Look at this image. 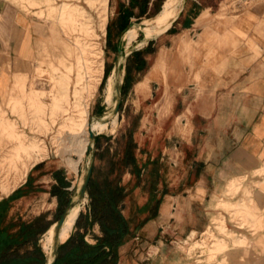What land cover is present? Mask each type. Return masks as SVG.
Returning <instances> with one entry per match:
<instances>
[{"label": "crops", "instance_id": "0c3cea01", "mask_svg": "<svg viewBox=\"0 0 264 264\" xmlns=\"http://www.w3.org/2000/svg\"><path fill=\"white\" fill-rule=\"evenodd\" d=\"M167 1L164 0L161 10L149 19L154 23H145L141 28L143 38L137 43L144 46L125 54L121 80L124 94L131 90L137 93L148 80L163 82L162 67L166 65L169 87L176 93L191 86L200 88L194 105H187L184 97L177 100L175 95L169 113L159 119L157 126H152L153 138L160 139L162 134L167 138L161 151L167 150L169 154L177 149V143L181 144V159L186 158L189 164L186 175L170 178L174 191L156 198V190L150 194L155 204L154 214L140 230L142 239L156 235L155 243L142 240L140 246L147 249V255L136 256L139 206H127L130 195L120 178L118 185L123 188V197L117 212L124 219L123 228L119 223L121 235L114 249L111 241L101 245L105 235L101 224L92 220L88 185L85 193L88 205L85 211L79 212L80 205H72L65 173L44 159L30 167L18 187L0 198V264H49L51 261V264H138V259L139 264H177L175 251L169 244L206 232L211 217L218 214L222 216L214 217L215 221L222 222L227 232L243 235L239 241L255 249L249 253L245 264H264V0H231L233 14L225 16L219 15L224 0L215 2V10L210 4L203 6L197 0L186 1L177 20L164 30L178 14L177 11L159 22L162 16L173 12V6L165 10ZM179 2L181 4L182 0ZM121 8L119 14L125 11ZM121 18L116 20L119 25ZM34 23L14 2L0 0V72L6 73L7 66H14L15 58L18 59L16 68L26 71V64L37 51ZM50 32L58 42L59 33L54 26ZM136 36L135 26L124 33L128 45ZM61 46L63 54L59 61L64 57L66 42L62 40ZM74 66H67V71ZM116 66L115 62L114 68ZM196 74L200 78L198 84L194 80ZM137 95L139 101V93ZM180 105L182 108L174 114ZM190 110L195 116L191 114V128L185 136L180 131L184 128L175 123L164 130L165 122L172 115L175 122L183 115L188 119ZM148 115L146 112L138 114L140 128L148 126L144 122L149 119ZM100 125L97 130L107 128ZM147 128L151 130L150 126ZM98 139L95 135V150ZM115 160L112 157L108 166ZM93 178L95 184L101 185L114 177L105 176L101 182ZM233 184L234 192L239 191L237 196H224ZM248 192L252 200L246 198ZM37 203L41 209L29 215ZM224 203L245 205L248 212L239 217H245L255 228L245 227L242 218L237 219V225L232 222L227 211L216 208ZM44 204L47 206L43 207ZM65 211L68 213L53 255L55 226ZM229 213L235 215L236 212ZM165 231L168 238L160 235ZM44 233L50 254L40 244ZM230 244L233 242L229 240L227 246ZM232 253V262L236 264L234 253L240 251Z\"/></svg>", "mask_w": 264, "mask_h": 264}, {"label": "rangeland", "instance_id": "374dc122", "mask_svg": "<svg viewBox=\"0 0 264 264\" xmlns=\"http://www.w3.org/2000/svg\"><path fill=\"white\" fill-rule=\"evenodd\" d=\"M11 1L35 22L38 42L36 55L26 64V71L16 68L18 59L15 58L14 66H7L6 73L0 72V198L20 185L34 163L47 159L52 166L59 167L65 173L69 180L68 192L72 205L78 203L79 212H83L87 208L88 197L85 195L79 200L78 195L89 165L93 163L94 177L101 182V179L108 176L110 159H117L122 155L128 136H131L135 145L134 161L122 172L120 178L130 195L127 206H139V251L136 256L147 255V249L140 246L142 240L153 244L157 239L155 233L154 236L150 234V237L142 239L140 230L154 214L155 204L150 194L156 190V198L159 194L162 196L165 192L174 191L170 178L186 175L189 165L186 158L181 159V144L177 143V149L169 154L167 150L161 151L167 138L164 134L160 139L153 138L152 126H157V122L169 113L175 95L177 100L184 97L187 105H194L195 99L200 95L198 85L196 89L191 86L179 93L169 87L166 65L162 67L164 81L154 83L148 80L147 85L137 91L139 101L135 91L123 93L121 80L126 63L125 54L131 49L144 46L137 43L143 38L141 28L145 23H154L149 19L161 10L164 0L154 15L153 3L141 10L132 0ZM186 1L191 0H182L181 4L176 0L172 15ZM197 1L203 6L210 4L215 10V2L219 0ZM121 7H130L131 15L124 16L125 11L119 14ZM231 9V0H224L219 15H231ZM119 16L122 17L120 25L116 21ZM52 26L59 33L58 42L50 32ZM132 26L136 27L137 36L128 45L124 33ZM59 27L63 33L59 32ZM60 40L66 42L61 61L59 58L63 54V48ZM44 47H47L46 50H43ZM115 62L117 66L114 68ZM74 64V69L67 71L66 67ZM194 80L196 84L199 83L197 74ZM144 97L148 98L143 100ZM116 105L118 111L114 113ZM179 108H182L181 105L174 110V114ZM145 112L149 114V119L144 122L151 130H148V126L139 127L138 114ZM188 112L190 119L183 115L176 122L172 115L165 122L164 130H167L169 124L175 123L177 127L184 128L180 131L185 136L191 128V116L194 115L191 110ZM111 113L115 115L110 118L108 115ZM91 122L93 130L90 129ZM99 122L108 127L96 130ZM83 131L86 132L85 135ZM91 131L99 137L96 150L90 138ZM80 135L88 140L81 156L75 152V144L72 143ZM160 157L162 159L159 160ZM70 160L76 164L70 163ZM234 191L233 184L229 193L224 196H237L239 191ZM245 196L252 200L250 192ZM46 206L44 204L43 207ZM216 208L227 211L229 219L236 225L237 219L242 218L241 223H245V227L255 228L246 222L245 217H239L243 216V212H248L245 205L224 203ZM40 209V203H37L33 212L28 214L33 215ZM229 212L236 213L230 215ZM221 216L218 214L211 217L208 225L210 228L205 234L179 238L169 244L175 251L177 264H234L231 257L233 251H240L234 253V262L245 264L249 253L255 252V249L249 247L247 242L239 241L243 235L239 237L227 232L222 222L213 219ZM160 235L168 238L166 231ZM45 240L44 233L40 237V244L45 252H49ZM229 240L233 242L230 247L227 246ZM190 245L192 249L188 250ZM137 261L139 264L141 260Z\"/></svg>", "mask_w": 264, "mask_h": 264}, {"label": "trees", "instance_id": "16d2710c", "mask_svg": "<svg viewBox=\"0 0 264 264\" xmlns=\"http://www.w3.org/2000/svg\"><path fill=\"white\" fill-rule=\"evenodd\" d=\"M133 4L136 3L138 7L144 10L147 7L148 0H132ZM162 0H154L153 15L159 11V6L161 5ZM132 5V3H131ZM132 8V6H131ZM131 15V9L126 8L124 16L128 17ZM135 145L133 143L132 137L128 136L126 141L125 148L120 155L113 163L110 164L107 174L108 176L113 175V179H107L101 185L95 184L94 182V167L92 168V174L88 183V196L89 204L91 208V216L93 221H98L103 228L105 237L101 238V245H107L109 241L113 244V249L119 242L120 225L123 228L124 219L117 212V205L123 197V188L118 185L120 176L124 170H126L130 164L133 163V150ZM119 223H121L119 225ZM107 240H105V239ZM110 239V240H108ZM115 246V247H114ZM114 257V252H113Z\"/></svg>", "mask_w": 264, "mask_h": 264}, {"label": "bare ground", "instance_id": "6f19581e", "mask_svg": "<svg viewBox=\"0 0 264 264\" xmlns=\"http://www.w3.org/2000/svg\"><path fill=\"white\" fill-rule=\"evenodd\" d=\"M176 2V0H168L167 2H166V4H165V10H167V9H169V8H171L173 5H174V3ZM172 15V13H170V14H167V15H164V16H162L160 19H159V22L161 23V22H164L165 20H167L170 16ZM173 20V19H172ZM171 20V21H172ZM171 21L166 25V27L164 28V30H166L169 26H170V24H171ZM143 31H145V29L143 30ZM146 32V31H145ZM153 34H156V33H151L150 35H153ZM129 44V43H128ZM114 73V72H113ZM111 77V76H110ZM113 115H115V114H109L108 115V117H112ZM100 127H108V125H100ZM90 129L91 130H93V126H92V122L90 123ZM97 130V129H96ZM84 133H86L85 131H83V134ZM85 135V134H84ZM82 136V135H80L79 137H77V138H75L74 140H73V144H75V152H77L78 154H79V156H81L82 154H83V152L85 151V149H86V145H87V139L85 138V136ZM70 163H72V164H76V162H74V161H72V160H70ZM68 213V212H67ZM67 213H66V215H67ZM65 218H66V216H65ZM64 221H65V219H64ZM64 223V222H63ZM62 226H63V224H62ZM62 226H61V228H60V230H59V232H58V234L56 235V238L58 239V241H59V236H60V232H61V229H62ZM206 232H203L202 233V235L203 234H205ZM55 238V239H56ZM192 238V237H191ZM192 249V247H191V245L188 247V250H191ZM49 254H50V252H49Z\"/></svg>", "mask_w": 264, "mask_h": 264}, {"label": "water", "instance_id": "95a60500", "mask_svg": "<svg viewBox=\"0 0 264 264\" xmlns=\"http://www.w3.org/2000/svg\"><path fill=\"white\" fill-rule=\"evenodd\" d=\"M183 7L184 5L181 7V9L178 11V14L177 16L171 21V24L170 26L177 20V18L180 16L182 10H183ZM169 26V27H170ZM117 92L119 93V90H117ZM118 111V105H116L115 109H114V113H117ZM90 138L92 139L93 143H94V138H95V134L91 131L90 132ZM92 147L90 146L89 149H91ZM92 168H93V163H91L87 169V173L85 175V178L83 180V183H82V186H81V189H80V192H79V195H78V199L81 200L84 198V195L86 193V189H87V185H88V182H89V179H90V176H91V173H92ZM65 216H66V211L62 214V216L60 217V219L58 220L56 226H55V235L58 234L63 222H64V219H65ZM57 243H58V239L56 238L55 241L53 242V249H52V252H53V255H55L56 253V249H57ZM52 261L49 263L51 264Z\"/></svg>", "mask_w": 264, "mask_h": 264}]
</instances>
